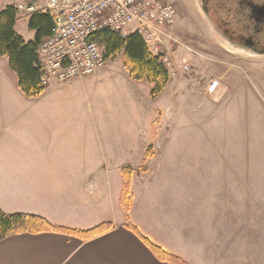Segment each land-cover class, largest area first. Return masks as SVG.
<instances>
[{"label": "crops", "instance_id": "crops-1", "mask_svg": "<svg viewBox=\"0 0 264 264\" xmlns=\"http://www.w3.org/2000/svg\"><path fill=\"white\" fill-rule=\"evenodd\" d=\"M27 3L32 0H0V10L9 4L17 7L19 18L14 29L28 41L33 39L34 31L27 26L26 15L30 12L23 11ZM109 60L92 76L64 83L53 81L38 97H25L27 103L21 111L15 109L11 99L15 88L18 89L16 77L14 81L7 58L0 56V209L5 213L38 215L55 226L78 230H88L103 222L112 223L108 231L91 239L58 232L10 235L0 240V264H171L159 260L137 234L126 228L127 221L143 237L185 264H224L218 248L229 237L223 235V229H230L231 234L235 228L246 230L241 234L242 243L238 241L237 245L241 244L248 264H264V224L259 221L264 214L251 216L252 210L256 212L253 208L248 210V218L241 219L238 187L211 190L217 196L232 194L237 204L231 199L219 207L212 198L209 206L208 189L192 188L186 159H169L163 155L175 126L171 106H178L177 87L190 92L189 86L180 78L169 80L161 94L152 99L149 96L151 84L132 80L122 67L120 74L130 87L124 88V106L115 111L119 124L108 125L111 114L104 93L90 88L92 83L88 85L87 81L107 73ZM207 84L198 87V91ZM223 86L220 80L213 97L223 94ZM129 97L130 102L139 97L140 105H149L150 112L143 117L146 124L142 126L150 127L156 110L162 116L167 112L172 122L165 142L159 151L154 149V155L146 161L143 159L145 148L160 145L159 138L148 134L138 146L128 140L129 127L122 122L130 117ZM165 104L166 108L162 109ZM161 122L155 131L159 135ZM90 133L98 135V143L89 140ZM236 159L218 157V175L224 177L223 171L229 170L224 164L230 165L233 171V163H238ZM163 160L166 167L173 164L171 160L178 162L177 171H182L174 175L173 180H177L174 184L180 189H171L162 182ZM143 161L148 170L133 172L132 203L125 216L119 203L123 184L121 167L137 168ZM207 171L205 158L200 173L207 174ZM247 204L251 209L250 202ZM210 226L215 228L214 232L210 231ZM231 237L233 260L229 264L237 257L234 255L236 241L234 235Z\"/></svg>", "mask_w": 264, "mask_h": 264}, {"label": "rangeland", "instance_id": "rangeland-1", "mask_svg": "<svg viewBox=\"0 0 264 264\" xmlns=\"http://www.w3.org/2000/svg\"><path fill=\"white\" fill-rule=\"evenodd\" d=\"M173 1L177 7L176 23L168 29L167 36L160 37L163 43L159 46V50L157 52L150 51L159 55L160 60L163 55H167L177 68L178 73L176 77L169 76V79L172 81L177 78L182 79L191 91L184 92L183 88L177 87L176 91H179L176 97L179 99L178 106H171L176 119L175 126L170 136L169 146L163 155L169 159L177 157L186 159V172H190L191 185H194L191 187L197 189L206 187L208 189L209 206L212 205V198L216 199L215 203L219 207L222 202L225 205L226 200L234 199L232 194L225 193L222 196H217L215 192H211L212 189L221 191L224 187L227 190L229 187H238L241 219L248 218L249 212L253 208L256 212L252 210L251 216L254 214L263 215L264 54H256L248 49L227 44L214 31L211 22L203 14L198 0ZM181 63L188 65V69H181ZM122 67V58L119 54L109 60L107 73L100 74L99 79L95 77L87 81L88 85L92 83L90 88L104 93L106 107L111 114V121L108 122V125L112 126L119 124L115 117V111L118 109L120 111V108L124 106V96L126 97L124 88L130 87L129 82L120 74ZM11 73L15 81L16 76L13 71L10 72V75ZM215 79L221 80L224 85L223 94L220 97H213V93H207L204 88L198 91V87ZM8 89L11 90L10 92L13 91L9 87ZM15 89L11 96L12 105L15 109L22 111L27 101L21 92L17 88ZM183 92L185 94L181 96ZM132 101L130 102L129 97L127 108L130 117L127 118V121L122 122V124H128V140L135 142L138 146V142L145 141L143 138L148 134L155 139L159 138L157 142L160 145H148L145 148L146 150L150 147L154 154V149L159 151V147L165 142L172 122L170 118H167V112L162 116L156 110L151 118V128L142 126L146 124L143 117L147 116V112H150L149 105H140L139 97L138 100L132 99ZM85 108L88 107L85 106ZM165 108L166 104L162 109ZM160 122L161 136L155 132ZM113 134H118V131H113ZM89 140L98 143L99 137L97 134L90 133ZM222 155L224 158L234 156L235 159H238V163L234 162L232 165L233 171L230 165H223V167H229V170L223 171L224 177L218 175L217 172V167L220 166L217 160ZM205 158H207L208 171L207 174L203 172L201 175L200 167ZM165 160L162 161V182L171 189H180L181 187L174 184L177 180H173L174 175L182 171H177L178 162L171 160L173 164L166 167ZM142 165L143 162L139 167ZM156 165L157 163L154 166ZM237 175L239 176L238 185ZM253 201L254 204H252ZM248 202H250L251 209L246 207ZM234 203L237 204L235 201ZM257 216H255L256 219H258ZM259 221L264 224V215ZM211 230L214 232L215 228L212 229L210 226ZM223 231V235L229 237L218 248V253L223 254L224 264H229V261L233 260L231 258V236L233 235L236 241L234 255L239 260L237 261L236 257L232 264H248L241 244L237 245V242L242 240L241 234L246 230L241 231L235 228L234 234H231L230 229L225 227ZM216 250L217 248L214 251ZM211 254L212 252L209 251L210 257Z\"/></svg>", "mask_w": 264, "mask_h": 264}, {"label": "trees", "instance_id": "trees-1", "mask_svg": "<svg viewBox=\"0 0 264 264\" xmlns=\"http://www.w3.org/2000/svg\"><path fill=\"white\" fill-rule=\"evenodd\" d=\"M27 26L34 31L32 40H25L19 35L14 25L18 17V9L14 4L6 5L0 10V56L8 60V66L15 73L16 85L26 98H36L47 86L40 83L41 70L37 55V48L41 40L50 34L53 27V16L48 10L37 9L29 14ZM94 40L103 48L105 61L121 55L122 66L129 77L134 81H146L151 84L149 96L158 97L169 82V74L163 66L159 55L153 54L147 47L141 35L131 33L125 37L109 29H102L95 33ZM154 154L148 147L143 155L144 161ZM134 168L131 165L121 167L122 189L119 203L127 216L131 203V176L134 171L146 172L147 166ZM112 223L103 222L88 229L55 226L45 218L27 213H5L0 209V240L15 234H39L58 232L81 239H91L108 231ZM125 227L132 230L152 253L161 261L171 264H185L177 256L166 252L158 245L143 237L129 221Z\"/></svg>", "mask_w": 264, "mask_h": 264}, {"label": "built area", "instance_id": "built-area-1", "mask_svg": "<svg viewBox=\"0 0 264 264\" xmlns=\"http://www.w3.org/2000/svg\"><path fill=\"white\" fill-rule=\"evenodd\" d=\"M37 9L48 10L54 19L50 34L37 48L40 83L45 86L89 77L104 68L103 48L93 38L102 29L123 37L138 33L148 49L157 52L160 37L167 36L177 18L173 0H32L23 7L26 13ZM161 62L170 77L178 74L167 55ZM180 67L188 69L183 63ZM218 83L208 82L205 91L214 93Z\"/></svg>", "mask_w": 264, "mask_h": 264}, {"label": "flooded vegetation", "instance_id": "flooded-vegetation-1", "mask_svg": "<svg viewBox=\"0 0 264 264\" xmlns=\"http://www.w3.org/2000/svg\"><path fill=\"white\" fill-rule=\"evenodd\" d=\"M214 31L230 46L264 53V0H198Z\"/></svg>", "mask_w": 264, "mask_h": 264}, {"label": "water", "instance_id": "water-1", "mask_svg": "<svg viewBox=\"0 0 264 264\" xmlns=\"http://www.w3.org/2000/svg\"><path fill=\"white\" fill-rule=\"evenodd\" d=\"M199 3H200V2H199ZM199 5H200V8H201L203 14H204L206 17H208V16H207V9H206L204 6H202L201 3H200ZM256 11H257V12H262V11L264 12V6L256 7ZM259 54H264V53H259Z\"/></svg>", "mask_w": 264, "mask_h": 264}]
</instances>
